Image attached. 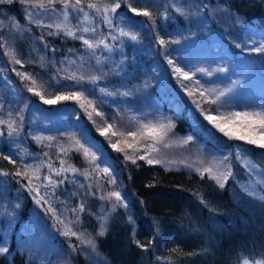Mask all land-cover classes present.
<instances>
[{"label": "trees", "instance_id": "obj_1", "mask_svg": "<svg viewBox=\"0 0 264 264\" xmlns=\"http://www.w3.org/2000/svg\"><path fill=\"white\" fill-rule=\"evenodd\" d=\"M150 1L142 0L137 5H132L130 0H82L83 13L72 9L65 10L59 2L54 8L43 9L27 4L18 5L20 0L3 3L4 7L0 9V120L4 123H0V182H5L6 189L10 190L12 195L21 184L23 187L20 195H17L21 207H15L13 213L7 214L8 222H12L11 219L16 217L10 228V247L7 250L11 264H21L24 260V254L19 249L12 250L11 247L15 244L18 226L28 221L27 210L32 211L35 206L39 208L41 215H47L46 197L50 199L48 195L51 194L53 201H50L54 206L57 208L64 205L66 213L75 220L73 224L76 226L77 236L73 244H68L67 250L72 264H84L81 261L84 260L81 249L84 250L89 241L92 245L91 251L94 252L92 260H101L104 264H264V192L261 197H256L244 189L241 167L233 164L224 187H220L206 173L188 171L183 162L178 167L165 163L148 164L147 159H139L140 156L132 154L133 149L127 147L131 144V138L125 132L126 129H123L124 135H119L105 117V114H108L109 118V113H113V118L119 117L114 114L111 105L118 106L117 92L120 89L128 93L135 84H140L142 64L145 65L147 73L161 70V67L154 69L153 66L163 61V44L160 41L164 40L162 33H165L172 16L175 21L181 23L190 16L191 9L201 14H209L215 9L227 19L237 20L233 16L239 17L243 31L248 28L256 34L264 35V0H191L188 10L184 6L185 2L180 5V0L179 10L171 8V0ZM89 2L96 3L100 12L87 8ZM117 2L121 7L115 13L109 11L106 14L112 20L110 26L104 21L103 3L111 7ZM15 7L25 10L27 7L33 14L25 20L21 15L15 14L18 11L12 9ZM132 7H136L138 11L148 10L151 18L136 15L131 12ZM4 8L10 11L3 10ZM55 8L59 9L62 15L64 11H68L71 15L70 22L76 24L75 28H79L77 25L81 21L84 26L95 29L94 32L86 34L78 31L77 35L94 42L103 39L109 47L100 45L89 49L82 40L67 36L64 31L58 30L51 15L55 13ZM84 13L88 14L87 20ZM42 15L46 16L43 22L37 21ZM63 21L65 19L60 20L65 23ZM66 23L69 25V22ZM17 25L19 30L23 28L28 31L43 48V56L39 58L40 68L37 60L31 62L33 58L25 51L26 46L32 42H27L22 34H12ZM121 29L128 32L129 36L120 35ZM193 34L197 37L199 32L193 31ZM10 35L11 46L7 39ZM132 35L137 39L132 40ZM18 37H23L20 42L21 46H24L22 48L15 44ZM33 44L36 46L34 42ZM7 45L17 50V59H20L22 64L7 59ZM150 48L151 53L147 57L144 53ZM230 50L234 57H240L241 62L244 61L251 69L262 67L264 71V53H246L239 49L233 50L232 47ZM69 60H75L79 69L87 73V76L78 77V74L64 72L59 61ZM91 68L96 70L95 76L89 74ZM32 71L37 75L40 73L46 79H42V86L35 89L45 99L77 92L70 90L78 88L94 105L92 103L89 106L83 99L57 100L59 105L54 106L44 103L38 95L28 91L30 84L17 74H27L30 77L29 73ZM167 78L170 86L182 83L171 78L169 74ZM68 86L71 88L68 89ZM120 86L122 88H119ZM101 88L105 91L101 92ZM173 90L177 91L175 87ZM165 95L164 100H156L149 106L160 111L164 117L169 116L172 127L168 137L190 134L193 123H196L198 132L192 133L196 137L195 142L203 138L201 133L210 128V141L215 149L224 151L231 147L230 140L206 122L204 114L211 112V103L204 107L196 95L190 96L188 102L185 99L188 94L172 96L171 89ZM61 101L65 103L62 104ZM73 106L82 114H76ZM137 110L138 107H133L128 113ZM97 112L101 115H97ZM9 124L16 129L11 135ZM56 127L60 129L53 132ZM79 128L82 137L83 131L90 133L96 140L93 142L100 144L103 150L110 154V159L106 154V157L101 155L100 160L105 165H113L115 181L124 190L128 210L111 203L103 204V199L98 195L97 187L100 185L97 183L104 182L107 174L102 168L90 163L81 150L77 151L76 137L72 136V143L68 145L52 140L63 134H72ZM104 129H108L106 137L101 135ZM112 132L118 135L113 136ZM37 137L41 138L40 146H37ZM117 141H120L118 147L124 149L123 152L112 148V144ZM44 144L47 146V155L42 154ZM88 144L93 146L91 141ZM53 145H58L62 151L52 168H61L63 160V167L72 166L79 171L63 172L61 179H56V174L48 168L57 154ZM165 146L166 144L163 145ZM243 148L246 156L261 170L264 177V149L249 143H244ZM35 154L40 155L45 162L44 166L40 165ZM30 155L39 163L38 178L35 175L28 179L23 175L20 159L27 161ZM125 155L132 157L136 162L125 159ZM13 160L15 163L11 162ZM17 172L21 175H16ZM84 172L88 173L87 177L81 174ZM46 176L54 181L64 180V183L53 186L45 179ZM64 176L69 177L63 179ZM91 177L95 178L90 182ZM73 186L76 196L65 197L66 194H71ZM36 191L43 196L38 195ZM37 200H40V203H37ZM81 204L84 206L83 211H79ZM98 205L101 210H110V213H104L107 215V228L103 230V235H100L98 220L93 218ZM58 234L55 236L60 237ZM6 261L5 256L1 255L0 264H7Z\"/></svg>", "mask_w": 264, "mask_h": 264}, {"label": "rangeland", "instance_id": "obj_2", "mask_svg": "<svg viewBox=\"0 0 264 264\" xmlns=\"http://www.w3.org/2000/svg\"><path fill=\"white\" fill-rule=\"evenodd\" d=\"M130 1L132 5H137V3H140L142 0ZM183 2H185L186 5L184 6L187 7L188 10L191 0H180V5ZM149 3H151V1ZM170 3L173 10L180 8L178 0H174V2L171 0ZM18 5L24 6L21 2H18ZM105 5H107V3H103V7ZM3 7V3H0V9ZM7 9L8 8H4L3 10L10 11V9ZM12 9L15 11L18 10L15 14L21 15L25 20L33 14L32 10H28L27 7L26 10L20 7ZM213 10L214 12L211 11L209 14H201L200 12L191 9L190 16H187L181 23L175 21L171 15L172 21L166 26L165 33H162L164 35V43L161 49V58L163 61L157 62L156 66H153L154 69L161 67V70L158 72L153 71L147 73L145 72V65L142 64L140 69V84H135L132 89L128 90L127 95H124V89H120L117 92L118 98H116L118 99V106L111 105V108L113 109L114 114H118L119 117L113 118V113H109L108 118V114H105L106 121L111 123L112 127L115 128L118 133L124 132L123 129H126V133H145L143 136L138 135L135 139L130 136V143L133 145V147H131V149H133L132 154L136 156H145L146 159H158L161 163L168 164L171 167H178L183 162L188 171H197L199 169V171L203 172L205 168L211 166L213 168L211 175L204 172L210 178L212 175L231 173L233 164H237L239 168L241 167L242 169L241 174L243 177L244 189L256 197H261L262 192H264V177L261 170L246 156L243 148V144L247 143L246 141L230 138L221 132L223 136L230 140L231 146L228 150L222 151L215 149L211 143L212 141H210L211 137L209 133H212V130L210 128H207L204 133H201L203 138H200L198 139V142H195L196 137L193 136L192 133L198 132L196 123H193V128L190 131V134H180L179 137L171 138L168 137L169 129H166L167 135L164 136L163 140L156 141L148 137L146 135L147 129L143 128V125H155L159 127L160 125L167 126L170 124L169 116L165 115L167 117H164L160 111L149 106L156 100H164L166 97L165 94H168L170 89L172 96H177L179 94L185 96V94H188L189 96L185 97L188 102L190 101V96L193 97L196 95L197 99L203 103L204 107L207 103H211L212 106L209 108L211 112H208L206 115L204 114L206 117L212 115L219 119L220 117L228 116V114L232 112L264 111L263 68L258 67L256 70L251 69L244 61L241 62L240 57H234V54L230 50V47H232L233 50L239 49L246 53H264V51H255L256 48L264 47V35L259 33L256 34L252 29L248 28L243 31L241 27L242 20L239 17L233 16L237 20L227 19L221 12H217L215 9ZM54 11L55 13H52L51 15L55 19V25L62 23L60 20L65 19L62 12L57 8H55ZM70 16L71 15H69L68 19L63 22H69V26L75 28L76 24L75 22H70ZM39 17L37 19L39 22H43V19L46 18L44 15ZM15 27L12 34L15 36L16 33L22 34L27 42H32L31 45L28 47L26 46L25 51L33 58V61L31 62L37 60L40 68L39 58L43 56V48L34 38H32L33 36H31L28 31L23 28L19 30V27ZM77 27L82 29L86 26L80 21L78 22ZM76 30L77 28L73 29V31ZM193 31L199 32L197 37L194 36ZM230 33L233 35L230 36ZM23 37H18L15 41V44L20 48L24 47L21 46L22 43H20ZM7 39L10 41L9 45L11 46V35L8 36ZM9 45H7V50H13L17 58V50L15 51L14 48H11ZM150 53L151 48L150 50L146 49L144 55L149 57ZM7 57L10 62H13L10 55H7ZM59 62V64L63 65L64 72L68 71L74 75L78 74V77L87 76V73H84L79 69L75 60ZM176 69H180V71L178 72ZM200 69H203L204 71L201 72L199 71ZM32 72L29 73L31 78L25 79L26 82L30 84L29 87H33L34 89L41 87L43 80L46 79L40 75L39 71V75ZM184 72H187L190 78H185L183 75ZM89 74L95 76L96 70L91 68V73ZM168 74L171 78L178 79L182 81V83L170 86L167 78ZM33 79L36 81L34 85L32 84ZM174 87L177 89L176 92L173 90ZM67 88L70 89L71 87L68 86ZM119 88H122V86ZM73 90L80 92L78 88L71 89L70 91L72 92ZM221 92H224L225 95L220 96ZM218 97L219 99H217ZM52 99L55 100V97H52ZM212 101H215V103ZM61 102L62 104L65 103L63 101ZM48 105H59V102L56 101L55 103ZM133 107H138V110L134 113H128ZM73 110H75L74 106ZM75 111L78 115L82 114L78 110ZM206 122L213 127V129L219 130L208 119H206ZM58 129L60 128H53V132ZM80 132L81 129L79 128V130H75L72 134H63L62 136L54 137L52 140L62 141L65 145H68L72 143L71 138L74 136L80 144L84 145L85 148L91 147L88 144V142L91 141L93 146L88 149L90 152L95 153L96 160L94 164L102 169L105 167L109 168V173H107V176L104 178V182L97 183V185H100L97 187L99 197L103 199V204L105 205L111 203L112 205L128 210V201L126 200L124 190L115 181V173L112 171L113 165H105L100 160L101 155L106 157V154L110 159V154L104 151L100 144L93 142L96 140L90 133L83 131L82 137ZM103 136L106 137V135ZM189 137H191L190 140H188ZM186 140L187 143H184ZM164 144H166L165 147H163ZM40 145L41 140L37 142V146ZM53 146H55V153L57 154L55 155V158L52 159V166L55 164V160L60 157L59 155L62 151L58 145ZM153 146L158 149V151H152ZM77 147H79V145ZM45 150H47L46 144L42 147V154H45ZM80 150L83 154V149ZM35 157L41 166L45 165V162L42 161L39 154H35ZM35 160L36 159L33 155H30L27 158V161H22L20 159L23 173L25 165H31L32 168L39 166V163ZM88 160L90 162L91 157H88ZM52 172L55 174V171ZM34 176L35 175L32 174L31 170L27 176L24 175V177L28 179H32L31 177ZM68 177L69 176H64L63 179H68ZM94 178L91 177L89 179L90 182ZM56 179L61 178L60 176H56ZM113 180L114 183L112 182ZM213 180L216 182L215 179ZM86 181L89 182L88 180ZM19 182H21V180H19ZM21 190H23L22 184L20 188L16 189L15 194L12 195L10 190L6 189L5 182H0V247H6L7 250L10 247V228L16 219V217H13L11 219L12 222H8L7 214L14 211L15 207H21L19 204L21 202L20 199L19 201L17 200V195H20L22 192ZM110 192H119L122 201L117 202L115 197L109 199L108 194ZM36 193L43 196L38 191H36ZM75 194L73 186L71 188V194H66L65 197L74 198V196H76ZM48 197L53 201L52 194L48 195ZM50 199L46 197L48 209L46 206L45 210H47V215H41L39 208L33 206L32 211L27 210L29 211L27 223L19 225L17 228L18 230L15 233V244L11 248L12 250L19 249V251L24 254V260L21 264H72V260H69L67 255L68 244H73L77 235L65 236L63 235V232L65 231V225H68L72 231L76 232V226L73 224L75 223V220L71 215L66 213L63 208L64 205H60L56 208ZM50 208L54 210L55 215H53V211L49 210ZM104 213L108 214L110 213V210H101V206L98 205L96 207L95 215H93V218L98 220V228H100V230H106L107 228V215ZM60 221H63V223ZM130 221L133 222L132 219H130ZM55 234L60 235V237H56ZM86 245L87 246L84 247V250L81 249L82 258L84 259L81 261L84 264H104L101 260H92L94 259V252L91 251L92 245L90 243H86ZM1 255L5 256L7 264H11V258H9L7 252L0 254V256Z\"/></svg>", "mask_w": 264, "mask_h": 264}, {"label": "snow or ice", "instance_id": "obj_3", "mask_svg": "<svg viewBox=\"0 0 264 264\" xmlns=\"http://www.w3.org/2000/svg\"><path fill=\"white\" fill-rule=\"evenodd\" d=\"M13 0H0V3H12ZM20 2L22 4H27V5H31L32 7H40V8H54L55 4L57 2H59L63 9L67 10V9H72L74 11L77 12H84V7L82 6V0H20ZM121 7L120 3H114L111 7L105 5L103 8V12L105 13L104 15V21L111 26L112 24V20L111 18L106 15L109 11L115 13L116 10L118 8ZM87 8L89 9H95L97 12H100V7L93 2H89L87 3ZM179 10V9H178ZM131 12L135 13L136 15H143L146 17L151 18V13L148 10H143V11H138V9L136 7H132L131 8ZM63 15L65 17V20L68 19L69 16V12L68 11H64ZM84 17L85 20H87L88 14L84 13ZM0 26H2V24H0ZM18 27V25H17ZM48 27H52V25H48ZM55 27L60 30V31H64V33L67 36L70 37H74L76 39H80L83 41V44L89 48V49H93V48H97L100 45H104L105 48H108L109 46L107 44H105L103 39H100L98 41H93L90 40L88 38H85L82 35H77V31H82L83 33H89V32H94L95 29L93 28H88V27H83L81 28H77V31H73V28L70 27L67 23H62V24H56ZM51 35V33H49ZM120 35L122 36H129L128 32H125L123 29L120 30ZM116 37H113V39H115ZM132 40H136L137 37L135 35H132L130 37ZM162 44L164 43L163 40L160 41ZM255 51L260 52V51H264V47H260V48H256ZM7 55H10L12 57V61L16 64H22V61L20 59L16 58V55L14 53L13 50L9 49L6 52ZM176 71H180V69H176ZM199 71L203 72V69H200ZM18 75H21L23 79H30V77L27 76V74H21V73H17ZM183 75L185 76V78H190L188 76L187 72H184ZM94 80L97 78H93ZM36 83V81L33 79L32 80V84L34 85ZM29 92H33L35 95H38L40 97L41 100L44 101V103L46 104H53L55 103L57 100H86L87 104L90 106L92 104V101L87 100V98L85 97L83 92H72L70 94L67 95H57L55 100L53 99H45L43 95H41L40 92L36 91L33 87H29L28 88ZM105 89L101 88V92H104ZM109 95L111 93H108ZM128 93H124V95H127ZM225 93L221 92L220 96H224ZM219 99V97L217 98ZM213 103H215V101H212ZM82 107H84V105H81ZM97 115H101V113L97 112ZM89 117H91V112H89ZM206 119H208L210 122H212L221 132H223L226 136L230 137V138H235L238 140H243L246 141L249 144H253V145H257L258 147L264 149V111H259V112H232L229 113L228 116L226 117H220L219 119H217L216 117L212 116V115H208L206 117ZM0 123H4V121L0 120ZM9 129L11 130L9 132V135H11L12 132L16 131V129L12 128V125L9 124L8 125ZM172 127L171 124L165 126V125H160L159 127L155 126V125H143V128L147 129V133L146 135L148 137H150L151 139H153L154 141L156 140H163L164 136L167 135V131L166 129H170ZM111 128V125L108 126V129ZM108 129H104L101 131V135H106ZM113 136L118 135V133L116 132H112ZM119 135H124V133H119ZM127 135L133 137L134 139L138 136V135H145V133L141 132H128ZM37 139H41L39 137H37ZM51 139V138H49ZM191 137L188 138V140H190ZM79 147L77 149V151H79L80 149H83V155L85 158L91 157L90 163H94L96 160V156L94 152H90L88 148H85L83 144H80L79 141L76 142ZM120 141H117L116 143L112 144V148L115 149L118 152H123L124 149L118 147ZM184 143H187V140L184 141ZM127 147L131 148L133 147V145L129 144L127 145ZM152 151H158V149H156L154 146L152 147ZM47 155V154H45ZM5 159H8V157H5ZM125 159L127 160H132V163H135V159H133L130 156L125 155ZM139 159H146L145 156H140ZM12 163H15V161H11ZM147 163L148 164H159L161 163L160 160L158 159H152V158H148L147 159ZM64 165V161H61V168L59 169H53L52 165L49 164L48 168L51 171H55L56 176H60L63 172H67V171H71V172H77L79 171L78 169H76L75 167L72 166H68L67 168L63 167ZM31 170L33 175H37L39 173V166L36 168H32L31 165H25L24 168V175H28L29 171ZM199 171V169L197 170ZM104 173H109V168L105 167L103 169ZM203 172H206L208 174H212L213 172V168L207 167L203 170ZM7 174V173H5ZM82 175H84L85 177H87L88 173L84 172L81 173ZM231 173L228 174H224L221 173L220 175H212L211 178L215 179L216 182L219 184L220 187H224V182L227 180L228 175H230ZM16 175H21L20 172H17ZM201 175H203V173H201ZM38 178V175H37ZM46 180H48V183L55 186L56 184H60V183H64V180H57L54 181L51 179V177L46 176L45 177ZM114 183V180L112 181ZM112 197H115L117 202L122 201V197L121 194L119 192H110L108 194V198L111 199ZM37 203H40V200H37ZM50 211H53V215H55L54 210H52L51 208L49 209ZM84 210V206L83 204L80 205L79 211H83ZM73 211H76V209H73ZM61 223H63V221H60ZM103 229L100 232V235H103ZM63 235L65 236H76V232L72 231V229L68 226L65 225V231L63 232ZM89 243H91V241H89ZM141 247H145L144 245H140ZM7 252V248L6 247H0V254Z\"/></svg>", "mask_w": 264, "mask_h": 264}]
</instances>
